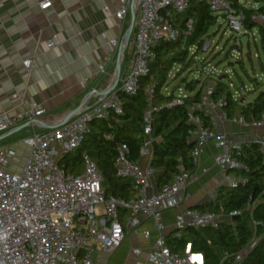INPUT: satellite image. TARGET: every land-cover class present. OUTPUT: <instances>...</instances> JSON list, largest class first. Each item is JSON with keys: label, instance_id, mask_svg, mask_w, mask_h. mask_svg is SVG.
<instances>
[{"label": "built area", "instance_id": "obj_1", "mask_svg": "<svg viewBox=\"0 0 264 264\" xmlns=\"http://www.w3.org/2000/svg\"><path fill=\"white\" fill-rule=\"evenodd\" d=\"M95 0H91L93 2ZM117 4L113 12L114 18L122 22L136 4L131 35L127 52L130 54L129 64L124 72H117L116 84L106 94L97 95L89 107H83L71 114L66 120L54 127L33 130L21 139L29 147L24 165L19 172L10 170L15 166L13 161L16 149L9 145H0V264H95L91 258L94 250L111 253L117 249L124 239L125 227L135 215H142L148 220L157 234L147 253V264H201L194 255L187 252L178 254L171 251L165 243L162 210L175 209L173 228L175 232L186 227H216L220 221L230 220L231 216L240 214L235 210L228 215L213 212H200L191 208L178 209L176 195L197 179L194 173L197 159L202 149L213 142L220 149L214 156V163L219 170H247L240 159L245 149L231 141L224 133L202 125L201 119L191 113L195 106L214 110L220 108L223 98L205 99L189 110L188 122L195 126L191 133L195 145L191 150L193 168L179 167L169 183L156 189L154 174L149 162L141 165L143 158L150 159L154 138L151 134L152 111L151 97L154 82L145 88L146 113L142 119V134L136 160L128 159V148L121 143L117 147L115 159V176L131 180L135 194L128 200L106 197L102 182L104 177L96 162L87 154H82L83 168L79 174L65 172L59 159L73 151L82 141L93 121L105 120L111 115L122 113L121 100L116 89L129 96H135L140 87V79L149 73V63L153 60L152 48L160 42H181L191 35L195 19L190 17L180 27L174 24L176 14H183L189 0H110ZM208 6L211 14L221 15L226 26L235 32L242 29L244 18L242 11L233 6L229 0H201ZM137 2V3H136ZM236 3L249 6V2L237 0ZM49 0H40L38 7H49ZM107 11L108 7L103 6ZM264 26V17H252ZM124 43V42H123ZM60 45L56 34L47 40V47L52 49ZM117 40L110 39L104 49L103 63L97 64V72L103 73L105 65L111 59L109 48L116 47ZM29 60L22 65L28 68ZM233 100L239 99L236 94ZM42 108H25L21 112L8 115L0 114V133H8L20 124H34L36 117L42 115ZM231 118L234 122L253 128L264 127V111L257 119L245 121L240 115ZM109 138V136H107ZM256 144L264 151V132L258 137ZM233 182L230 187H234ZM127 215L121 221L120 211ZM178 235V234H177ZM143 236L148 238L149 231ZM258 238L250 242L233 255V263L239 264L256 244ZM139 249L134 253L139 254ZM222 261L230 256L223 253Z\"/></svg>", "mask_w": 264, "mask_h": 264}, {"label": "crops", "instance_id": "obj_2", "mask_svg": "<svg viewBox=\"0 0 264 264\" xmlns=\"http://www.w3.org/2000/svg\"><path fill=\"white\" fill-rule=\"evenodd\" d=\"M39 1L0 0V114L13 115L25 108L44 110L35 118L34 124L22 123L13 131L0 133V145L16 149L13 159L16 164L10 167L16 173L24 165L29 148L21 139L33 130L54 127L72 112L89 107L97 95L113 88L117 72H124L130 59V54L125 51L117 63L132 10L122 22H118L113 16L117 4L110 0H49L50 6L41 10ZM104 5L108 7L107 11L103 10ZM52 34L58 36L60 45L50 49L47 40ZM110 39L117 40L118 45L108 49L111 59L104 72L98 73L96 66L103 63L104 58L102 46ZM23 60L30 61L28 68L23 67ZM213 87V81L206 82L201 100L211 99ZM239 96L244 94L240 92ZM195 109L209 117L215 132L226 134L244 149L256 143L264 132V127L243 126L231 118H222L220 108L210 110L196 105ZM235 115L240 114L236 112ZM158 143L161 139L154 138L153 144ZM219 152L213 142L204 146L193 168L197 179L176 195L178 209L206 201L219 204V190L243 179L234 171L219 170L214 163V156ZM148 162V158L140 160L141 165ZM175 211H161L165 236L175 231ZM124 229V239L115 251L94 250L91 253L95 264H147L150 245L159 236L151 220L138 214ZM144 230L149 231L148 238L143 236ZM135 249L141 252L135 254ZM193 255L200 263L201 259Z\"/></svg>", "mask_w": 264, "mask_h": 264}, {"label": "trees", "instance_id": "obj_3", "mask_svg": "<svg viewBox=\"0 0 264 264\" xmlns=\"http://www.w3.org/2000/svg\"><path fill=\"white\" fill-rule=\"evenodd\" d=\"M229 1L242 11V29L246 33L256 29L264 50V26L252 19L256 15L264 17V5L241 6L236 3L237 0ZM252 1L258 4L264 2ZM190 17L195 19V24L191 35L187 37V44L195 46V51L199 53L205 44L203 37L208 35L209 29L218 19L201 0H189L183 14L175 15L174 24L180 27L182 24L178 22ZM179 48V41L160 42L152 48L154 58L149 63L148 75L140 79L138 93L129 96L120 90L117 92L122 113L89 124V130L80 144L61 157L59 164L65 172L79 174L83 168L82 154L85 153L99 166L104 177L102 186L106 197L128 200L135 194L131 180L115 176V159L117 147L121 143L128 148V159L136 160L138 157L140 138L143 135L142 119L147 107L145 88L152 81L155 85L151 97V136L161 139V143L152 145L153 152L149 159L156 189L169 183L179 167L186 170L193 168L190 153L195 141L191 133L196 128L188 122V115L190 108L200 103L204 86H196L195 81L187 83L186 91L191 94L185 97H176L172 92L164 93L162 90L166 75L173 64L184 60L183 51L173 53ZM169 52H172L171 58L166 59ZM213 82L215 87L210 97L214 100L223 98L221 109L227 117L239 112L245 121H250L259 118L264 111V91H259L252 100L244 99V96L233 100L232 93L221 80L214 79ZM191 113L201 119L203 126H211L209 117L202 111L193 109ZM245 154L240 159L246 164L247 170L234 171L243 179L236 181L234 187L219 190L220 203L206 201L191 208L222 215H228L235 210L241 213L231 216L230 220L220 221L216 227H186L169 233L165 236V243L171 251L200 255L201 264H232L233 255L255 237L258 238L256 244L239 264H264V151L261 152L258 144L253 143L246 146ZM126 215L124 210L120 211L121 221ZM224 252L230 256L222 261Z\"/></svg>", "mask_w": 264, "mask_h": 264}, {"label": "rangeland", "instance_id": "obj_4", "mask_svg": "<svg viewBox=\"0 0 264 264\" xmlns=\"http://www.w3.org/2000/svg\"><path fill=\"white\" fill-rule=\"evenodd\" d=\"M245 2L254 7L264 5V2L258 4L252 0ZM217 19L208 35L203 37L204 45H207L204 52H196L195 46L187 44V39L173 51H183L184 60L173 64L166 75L162 88L164 93L185 97L191 94L186 91L187 83L195 81L196 86L202 84L205 87L206 82L214 79L221 80L232 94L239 96L242 92L247 100L264 91V54L258 32L256 29L249 33L243 29L235 32L226 26L221 15ZM171 54L167 53L166 59H170Z\"/></svg>", "mask_w": 264, "mask_h": 264}, {"label": "water", "instance_id": "obj_5", "mask_svg": "<svg viewBox=\"0 0 264 264\" xmlns=\"http://www.w3.org/2000/svg\"><path fill=\"white\" fill-rule=\"evenodd\" d=\"M139 1V0H137ZM137 3V2H136ZM135 11H136V4L134 6V8L132 9L131 11V20H130V24H129V27H128V30L126 32V35H125V38H124V43H123V46H122V50H121V54L117 60V63H119L121 60H122V57L125 53L126 48H127V45H128V40H129V37L131 35V30H132V26H133V21H134V15H135ZM206 46L207 45H204L203 48H202V52H204L206 50ZM118 65V64H117ZM116 92H118V89H116ZM107 92H104L103 95H105ZM242 101V100H241ZM73 113V112H72ZM71 113V114H72ZM195 113V112H194ZM71 114H69V116H71ZM69 116H66V118L64 120H66ZM61 159V158H60ZM59 159V161H60ZM58 161V162H59ZM190 208H193V207H190ZM199 259H201V256L200 255H196Z\"/></svg>", "mask_w": 264, "mask_h": 264}]
</instances>
